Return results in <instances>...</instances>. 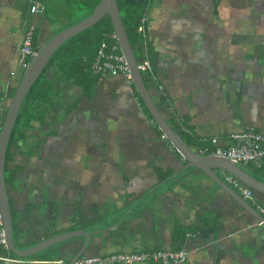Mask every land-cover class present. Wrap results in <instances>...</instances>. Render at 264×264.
Returning <instances> with one entry per match:
<instances>
[{
  "label": "crops",
  "instance_id": "0c3cea01",
  "mask_svg": "<svg viewBox=\"0 0 264 264\" xmlns=\"http://www.w3.org/2000/svg\"><path fill=\"white\" fill-rule=\"evenodd\" d=\"M92 1L0 0V130L24 72L18 57L26 29L34 27L38 51L74 23L63 7L79 3L86 16ZM31 6L44 10L31 14ZM142 20L145 37L136 30L133 50L137 62L147 54L152 65L141 73L144 86L194 154L237 144L232 135L264 137V0H146ZM57 70L56 62L44 75L51 104H24L30 123L8 145L4 176L17 250L77 235L27 258L0 247L9 259L0 264H69L84 244L80 258L184 249L183 264H264L263 194L251 189L255 200L244 199L219 170L254 211L210 178L204 189L178 188L167 180L187 161L132 80L99 78L89 67L65 81ZM238 166L264 184V163Z\"/></svg>",
  "mask_w": 264,
  "mask_h": 264
},
{
  "label": "water",
  "instance_id": "95a60500",
  "mask_svg": "<svg viewBox=\"0 0 264 264\" xmlns=\"http://www.w3.org/2000/svg\"><path fill=\"white\" fill-rule=\"evenodd\" d=\"M143 2L144 0H140ZM105 16H108L112 25L113 32L116 35L117 43L121 54L126 59L129 70L132 76V81L136 86L138 93L149 111L150 115L153 117L156 125L159 127L164 137L173 145L174 148L183 156L187 161L186 165L182 166L176 174L171 176L169 180H176L178 188H182L187 191L190 189H204L206 187L204 178H210L216 185L222 189H228L236 200L241 201L245 205L247 203L245 200L235 191H233L228 185L222 182L217 175L213 172L214 170H219L222 173L229 174L230 176L238 179L246 187L252 189L253 191L264 195V184L256 177L245 172L238 165L230 162L229 160L217 157V156H199L194 154L179 138V136L173 131V129L167 124L165 119L157 111L154 106L150 96L143 83V78L141 73L137 69V60L134 55V50L130 45L129 39L127 37L126 31L124 29L120 11L116 0H100L99 3L93 8L90 14H88L84 19L79 22L59 31L52 37H50L37 51L36 55L30 61L28 67L24 70L21 75V79L18 86L11 98L9 107L6 111L5 118L0 130V211L3 218V226L6 232V238L8 242V248L16 254L18 257H30L41 251L47 250L59 243L66 242L75 235H70L66 233L64 235H56L50 237L36 246L29 248L27 250H17L13 244L12 239V218L9 204V196L7 191V186L5 182V161L6 152L9 145V140L11 133L15 126L17 117L19 115L20 108L24 102L27 93L30 91L31 87L38 79V77L43 72L44 68L48 65L52 55L58 50V48L67 42L69 39L73 38L82 31L93 27L99 21H101ZM248 208H250L247 205ZM251 211H254L250 208ZM259 222L262 218L259 214ZM264 228V223H262ZM80 235L88 238L84 231ZM84 246L78 251L76 256L69 264H73L78 258L81 257L83 253ZM64 252H70L74 249L71 243H67L64 246Z\"/></svg>",
  "mask_w": 264,
  "mask_h": 264
},
{
  "label": "built area",
  "instance_id": "2783aa9c",
  "mask_svg": "<svg viewBox=\"0 0 264 264\" xmlns=\"http://www.w3.org/2000/svg\"><path fill=\"white\" fill-rule=\"evenodd\" d=\"M43 7L31 6V14H41ZM143 20L137 28V33L145 37V28ZM34 27L29 26L23 36L22 44L19 49L18 65L24 71L37 51L33 47ZM110 42V43H109ZM137 69L140 73L147 74L151 71L152 65L148 55L145 54L142 59L137 62ZM90 71L99 78L123 76L127 81L132 80L128 63L121 54L117 38L114 32L105 33L103 40L100 42L95 56L92 60ZM237 141V144L230 147H216L214 151L209 152L204 149L205 154L217 156L239 165H252L254 168H260L264 163V137L252 133H243L231 136ZM210 142L217 145V140L212 139ZM227 182L246 200H255L253 191L242 184L238 179L226 177ZM258 213L264 223V206L257 205ZM0 247L8 250V242L6 232L3 226L2 213L0 211ZM188 257L186 250L177 251L158 250L153 252H140L135 254H118L104 259L98 257H83L77 259L73 264H134V263H155V264H183ZM0 260L9 261L8 258L0 257Z\"/></svg>",
  "mask_w": 264,
  "mask_h": 264
},
{
  "label": "trees",
  "instance_id": "16d2710c",
  "mask_svg": "<svg viewBox=\"0 0 264 264\" xmlns=\"http://www.w3.org/2000/svg\"><path fill=\"white\" fill-rule=\"evenodd\" d=\"M100 0H93L89 7L88 14L99 3ZM122 23L129 39L130 45L133 48L134 42L131 39L135 37L136 41L139 40L136 30L139 25V20L146 8V0H116ZM87 14V15H88ZM113 32L112 25L108 16H105L101 21L93 27L88 28L73 38L69 39L52 55L48 65L44 68L41 75L35 81L30 91L27 93L24 102L20 108L15 126L11 133L9 143L16 137L15 135L20 130L22 122H29L30 119L24 116V104L28 102L40 103L50 105L54 94L52 93V86L49 81L45 79L46 71L58 63V70L60 75L65 81L71 79L73 71H80L85 73L89 70L92 60L95 56L96 50L103 40L105 33ZM110 43V42H109ZM23 108V109H22Z\"/></svg>",
  "mask_w": 264,
  "mask_h": 264
},
{
  "label": "rangeland",
  "instance_id": "374dc122",
  "mask_svg": "<svg viewBox=\"0 0 264 264\" xmlns=\"http://www.w3.org/2000/svg\"><path fill=\"white\" fill-rule=\"evenodd\" d=\"M72 5H74L73 6L74 8H69L68 6H67L68 8L67 7L66 8L63 7V8H64V12L70 15L72 21L74 22L73 24H75V23L79 22L80 20L84 19L87 15L86 16L84 15L86 10L84 9L83 5H81L83 10L77 9V5H79V3H73ZM82 17H84V18H82ZM131 39L133 40V42H136V39L134 36H132Z\"/></svg>",
  "mask_w": 264,
  "mask_h": 264
}]
</instances>
